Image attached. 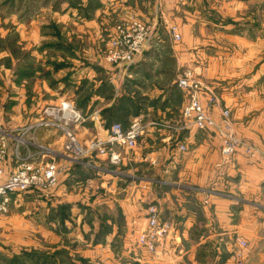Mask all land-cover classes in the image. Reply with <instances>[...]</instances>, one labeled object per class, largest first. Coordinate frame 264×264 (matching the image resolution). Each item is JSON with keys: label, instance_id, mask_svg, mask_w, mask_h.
I'll return each instance as SVG.
<instances>
[{"label": "rangeland", "instance_id": "obj_1", "mask_svg": "<svg viewBox=\"0 0 264 264\" xmlns=\"http://www.w3.org/2000/svg\"><path fill=\"white\" fill-rule=\"evenodd\" d=\"M205 1L127 0L137 14L151 16L152 20L157 17L155 22H149L133 13L120 20L116 14L119 11L110 14L111 5L105 7L103 2L99 5V0H0V137L2 133L11 135L7 137L9 156L4 159V170L11 172L19 161L12 135L20 134L23 127L40 118L44 107L59 106L67 101L74 106L75 101L83 107L89 105L83 96L88 95L91 88L85 81L80 86L84 90L76 94L72 80L81 64L95 69L104 65L111 68L102 75H98V71L93 78H97L98 84L112 79L113 88L110 85L104 88L107 96L113 91L114 104H123L132 110H113V120L117 121L111 124L128 127L129 122L140 118L146 122L171 120L169 123L179 126L182 109L194 93L179 86L180 79L188 77L194 87L212 92L217 99L211 105V114L219 125L225 121L224 112L229 111L232 132L242 143L229 158H264V0ZM205 11L209 12L207 15L219 32L198 31ZM196 12L201 13V17L190 19L198 16L193 14ZM128 19L154 27V33L144 53L126 74L125 65L111 64L106 58L116 27ZM191 22L197 25L196 30H191ZM173 28L180 38H175ZM204 45L211 47L205 49ZM188 46L197 48L194 54L187 51ZM58 70L59 73L51 74ZM16 80L17 87L13 84ZM58 81L61 86L57 88ZM174 87L178 91L172 93V106L164 110V102L159 98L161 90ZM220 94H224L229 105L222 102ZM123 96L134 101L130 109ZM203 102L207 103L205 97ZM108 103L105 100L101 106L92 105V111H95L94 106L105 110ZM89 108L87 111L78 108L85 116L81 124L62 123L86 150L88 144L107 129L99 111L92 112ZM160 112L164 115L159 118ZM95 117L99 123L97 126L96 122V128L92 121ZM61 128H42L36 135L40 144L53 146H48L54 151L55 156L51 157L61 168L56 186L12 194L6 210L0 213V264L227 263L224 253L229 249L219 243L195 247L196 244L187 241L170 243L165 238L158 245L157 255L154 251L146 252L140 238L148 232L151 204H146V210L138 209L137 194L130 189L136 186L133 182L115 184L112 176H107L108 172L96 177L98 170L77 171V163L101 157L91 152L78 162H71L64 156L68 138L66 129ZM191 129L210 132L221 142L220 154L226 158L218 130L196 126ZM171 134L174 135L169 139ZM182 134L183 131L179 134L167 131V137H163L162 131H158L149 138L144 136L138 145L146 148L164 145L170 149L167 152L171 158L175 148L182 154L188 151L186 144L180 142ZM43 136H48L47 142L40 141ZM243 144L253 146L255 154L250 155ZM180 145H185L187 150L180 151ZM127 151L123 150V157ZM129 153L126 158L130 157ZM112 185L117 187V193L108 191ZM119 203L123 210L116 209L114 204ZM113 231L116 235L106 243L105 238ZM249 243L245 264H264V258L257 259L252 254L254 244ZM229 247L235 256L240 247L238 239ZM192 248L194 258L186 253ZM144 254L147 257L142 259ZM235 261L233 259L231 264H236Z\"/></svg>", "mask_w": 264, "mask_h": 264}, {"label": "crops", "instance_id": "obj_2", "mask_svg": "<svg viewBox=\"0 0 264 264\" xmlns=\"http://www.w3.org/2000/svg\"><path fill=\"white\" fill-rule=\"evenodd\" d=\"M191 1L198 3L201 0ZM215 1L218 2L219 0ZM102 2L105 7L111 5L110 14L119 11L116 14L120 20L128 16L129 13L137 14L132 10L134 7L131 9V6L127 4V0H99V5ZM205 2L209 3L208 0ZM208 13V11L202 13L203 19L199 23V32L208 31L211 33L210 30L217 26L212 23L211 18L207 15ZM193 14L198 16L193 15L192 18L189 16L190 19L194 20L197 17H201V13L196 12ZM136 16L149 22L157 20V17L152 20L151 16L145 17V15L141 16L139 14ZM193 23H190L191 30H196L197 25H193ZM181 30V33L185 32L182 27ZM214 30L218 31L217 29ZM188 47L187 51L190 50L191 52L197 49L194 46ZM208 47L211 46L205 47L204 45L205 49H209ZM203 62L201 67L203 66V70H205L204 77H206L207 70ZM101 67L103 68L95 69L96 67L94 68L93 66L89 68L88 65L84 64L77 66L72 79L75 82V93L80 94L84 90L80 86L85 81L88 84V88L91 89L88 95L83 96L87 100L86 102L89 101V105L83 107L77 101L74 103L82 111H87V107H90V111H92V105L101 106L105 100L106 103L109 102L105 106V110L93 107L95 111H99L100 117L102 120L104 119L106 128H108L113 121H117L113 120L115 116L113 109L119 104H114L113 91H111V96H107L104 89L108 85L113 88L112 79H110V82L106 80V82L102 81L101 84H98L97 78H93V74L96 77L98 71L100 72L98 75H102L111 70L107 65ZM131 68L132 66L129 68L124 67L125 73L129 74L132 70ZM55 72L59 73L60 71H51V74L54 75L56 74ZM81 74L85 75L79 79L78 77ZM14 76H17L16 73ZM61 82L63 83V81ZM17 83L16 80L13 84L17 87ZM56 86L57 88L61 86L60 81L56 83ZM171 89L162 88L161 90L162 93L159 98L164 102V110L172 106V93L178 91L176 87ZM220 95L222 102L225 105H229L228 101L225 100L224 94ZM123 97L124 100H127V105H130L128 106L130 109L133 105L131 103L134 101L129 97ZM120 105L122 106L121 110L125 109L132 112L131 109L128 110L127 106ZM162 114H158V117L160 118ZM95 119L96 117L92 120L95 121V124L93 123L94 128H96L97 122ZM169 121L171 120L144 121L149 125L144 136L149 138L150 134L155 135L158 131H162V136L167 137L165 135V132L167 133L166 130L151 125V123ZM131 122L128 124H131ZM123 126L126 127V125ZM180 139V142L186 144L188 148V151L184 154L175 148L170 158L167 152L170 149L167 150L164 145L158 148H146L138 145L133 152L127 151L119 165L110 164L105 157L90 158L87 161L77 163V171L89 170L93 172V170H98L95 171L97 172L96 177L108 172L107 176H112L114 181H116L115 184H120L123 181L129 182V184L132 182L136 184L135 187L130 189H132V193L137 194L136 204L138 209H145L146 204H151L150 206L153 205L157 208L160 217L164 221H169L173 224V230L167 237L170 243L187 241L196 244L195 247L203 243L225 244L229 249L227 253H224L225 256L227 255L226 264H231L235 256L232 253L233 251H230L229 246L234 244L237 239L243 238L248 243L250 241L254 244L251 252L257 259L264 258V158L249 159L238 156L237 158L225 160L220 154L221 142L210 132L190 129L183 132ZM42 140L47 142L48 136H43L40 141ZM42 144L50 145L45 142ZM50 147L53 146L50 145ZM129 152L131 155L126 158ZM164 155H166V158L163 157ZM107 189L110 193L118 192L117 187H114V185ZM114 205L118 210L124 209L122 203ZM113 232L112 235L109 233L110 236L105 238L106 243L108 238L116 235L115 231ZM248 249L250 248L248 247ZM248 249L244 253L246 255L245 258H247ZM186 253H189L190 257L194 258V248L187 250ZM224 255L222 257L225 258ZM145 257L147 256L144 254L142 259Z\"/></svg>", "mask_w": 264, "mask_h": 264}, {"label": "built area", "instance_id": "obj_3", "mask_svg": "<svg viewBox=\"0 0 264 264\" xmlns=\"http://www.w3.org/2000/svg\"><path fill=\"white\" fill-rule=\"evenodd\" d=\"M129 20V19H128ZM124 20L115 29L111 36V43L108 48L107 61L111 64H123L130 67L139 58L154 33V27L148 26L137 20ZM175 38H180L173 28ZM179 86L184 90H193L194 93L188 103L182 109V120L180 125L169 122H152L151 125L161 127L170 133L179 134L181 131L190 130L196 126L199 129L212 127L219 131L223 139V154L225 160H230L236 152L237 146L241 141L232 132L228 121L229 111L224 112L225 121L222 125L214 119L211 114V105L215 104L212 92H207L200 86L194 87V82L188 77H183L179 81ZM206 98L207 103L203 102ZM85 121V116L70 101L63 102L59 106H46L41 112L40 118L35 119L31 124L22 128L18 135H12L16 142L15 155L17 161L11 172L4 170V159L9 156L6 148L8 145L7 137L11 136L2 133L0 137V213L6 210L9 197L15 193L28 192L36 188H51L56 186L61 171L59 163L51 156L54 151L48 146L37 141V132L42 128L53 127L62 130L66 129L63 122L70 124H81ZM148 124L142 119H134L128 127L121 123H113L103 134H99L88 144L86 150L79 142L77 137L65 130L67 142L64 146V156L71 162H78L80 158L89 153H96L97 157H105L112 165H119L123 160V150H132L138 146L139 140L145 135ZM172 135H168L169 139ZM250 155H254L256 149L250 144H243ZM21 150H24L21 152ZM179 150L185 152V145H180ZM22 155V153H24ZM53 159V160H52ZM255 159V158H251ZM18 164V165H17ZM148 232L140 238V243L146 252L154 251L157 255L158 245L169 236L173 230V224L164 221L155 206L149 208ZM239 250L235 255L236 264H245L244 252L248 248V242L238 239ZM153 252V253H154Z\"/></svg>", "mask_w": 264, "mask_h": 264}, {"label": "trees", "instance_id": "obj_4", "mask_svg": "<svg viewBox=\"0 0 264 264\" xmlns=\"http://www.w3.org/2000/svg\"><path fill=\"white\" fill-rule=\"evenodd\" d=\"M122 106L119 104V105H116L115 107H114V111L116 112V111H118V110H121L122 108H121ZM121 108V109H120ZM114 111H113V113H114ZM122 111V110H121Z\"/></svg>", "mask_w": 264, "mask_h": 264}]
</instances>
